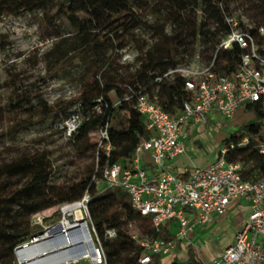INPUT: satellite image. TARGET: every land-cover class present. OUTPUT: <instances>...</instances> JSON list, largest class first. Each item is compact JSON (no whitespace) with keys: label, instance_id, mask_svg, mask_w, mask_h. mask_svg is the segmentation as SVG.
I'll return each mask as SVG.
<instances>
[{"label":"trees","instance_id":"16d2710c","mask_svg":"<svg viewBox=\"0 0 264 264\" xmlns=\"http://www.w3.org/2000/svg\"><path fill=\"white\" fill-rule=\"evenodd\" d=\"M231 2L240 5L254 20L249 31L260 43L257 29L264 27V0H200V20L195 12L198 0H0V19L41 13L39 27L51 38V46L44 54L47 75L68 76L79 86L72 99L48 105L41 94L32 95L28 88L12 80L9 95L0 102V122L11 114L12 124L0 136L44 125L49 118H58L63 110L66 115L62 130L72 116L79 120L76 130L67 136L70 149L75 159L88 161L79 177L59 183L52 152L46 148L0 159V264H16L14 250L34 237L32 216L52 206L81 202L86 195L90 227L100 242L106 264H140V248L123 228L122 219L137 221L140 236L172 239L168 225L156 232L150 217L140 216L132 209L124 191L107 188L98 192L96 179L106 165L131 160L138 143L148 136L144 117L134 108L136 94H156L161 108L171 116L192 101V93L184 90L182 77L164 75L189 63L197 51L196 42L202 60L212 59L221 40L229 34L224 15L233 14ZM145 12L154 16V23L143 21ZM166 23L172 24L170 33L165 31ZM140 31L149 34L151 44L139 36ZM4 39L0 34V50L5 49ZM129 47L136 48L137 56L132 63H121V52ZM38 53L37 50L35 56ZM241 54L236 44L229 50H219L214 70L231 76L238 69ZM76 61L84 69L78 68ZM72 106L75 109L67 113ZM252 108L259 121L247 123L225 140L227 145L247 135L248 145L229 150L226 159L242 162L244 177L255 174L254 179H264V156L258 152V143L264 140L261 111L247 106ZM97 130H106L109 136L108 155L91 142L90 134ZM110 230L114 232L111 237L107 235ZM153 259L152 255L148 264H154ZM186 264L198 263L189 256Z\"/></svg>","mask_w":264,"mask_h":264},{"label":"built area","instance_id":"2783aa9c","mask_svg":"<svg viewBox=\"0 0 264 264\" xmlns=\"http://www.w3.org/2000/svg\"><path fill=\"white\" fill-rule=\"evenodd\" d=\"M224 21L229 34L221 40L212 59L203 61L197 50L189 63L178 65L164 75L182 77L184 90L192 93V101L184 103L179 114L171 116L161 108L156 94H136L134 108L144 117L148 136L138 143L131 160L106 165L101 177L96 179V184L104 183L107 188L124 191L132 209L140 216L150 217L156 232L168 225L172 234L169 241L140 236L137 232L130 234L140 248V264L150 263L152 255L175 251L195 228L208 225L213 215H224L229 205L238 200L249 204L247 220L235 234L233 243L212 264H264L261 242L264 240V179H254L255 174L244 177L243 163L226 159L229 150L248 145L247 135L238 142L229 141L209 166L195 167L185 178L166 169L167 162L187 153L189 126L201 125L209 132V119L224 123L234 117L240 105L257 107L261 111V125L264 123V27L257 29L261 39L258 43L249 31L251 25L240 23L235 14H225ZM234 44L242 50L238 69L231 76L222 75L214 70L216 54ZM78 124L76 116L65 122L67 136ZM99 135L98 147L108 155L109 136L106 130H100ZM258 152L264 156V140L258 143ZM147 155L153 163L151 173L142 165ZM87 200L86 195L81 202ZM107 235L111 237L114 232L107 231ZM91 254V264H106L102 248L93 249Z\"/></svg>","mask_w":264,"mask_h":264},{"label":"rangeland","instance_id":"374dc122","mask_svg":"<svg viewBox=\"0 0 264 264\" xmlns=\"http://www.w3.org/2000/svg\"><path fill=\"white\" fill-rule=\"evenodd\" d=\"M230 7L240 23H248L249 25H252L254 20L240 5L231 2ZM195 12L197 19L200 20V0H198ZM242 17L244 18L242 19ZM40 18L41 13H37L35 16L21 13L16 16L0 19V34L5 37L4 40L6 41L5 49L0 50L1 103L4 102L9 95L10 88L12 87V80L14 79L19 85L28 88L32 95L41 94L42 98L48 105H53L62 100H70L78 93L79 86L71 82L68 76L60 75L59 77H49V75H47L48 65L44 59V54L51 46V38L47 37L44 31L39 27ZM142 19L146 24H152L155 21L154 16L151 15L150 12H145ZM164 28L166 32L170 33L172 24L166 23ZM139 36L148 44H151L153 41L149 34L144 31H140ZM37 50L39 53L35 56ZM195 50H199L198 42L195 43ZM136 56V48H126L121 52L120 62L132 63ZM35 58L36 62L34 63ZM75 65L78 68L84 69V67L77 61L75 62ZM34 104L35 100H32V105ZM74 109L75 107L72 106L67 113ZM60 111L58 118L51 117L44 125L33 126L28 131L16 135L0 136V159H9L20 152L32 151L36 148H46L52 152L51 160L55 167V178L59 183L63 181H71L76 177H79L81 172L85 170L88 165V161H78L75 159L67 141L66 130H62V123L65 120L66 113L63 112V110ZM21 117L24 118L25 116L22 115ZM12 118L13 116L9 114L7 120L0 122V135L12 124ZM258 121L254 108L247 109L246 106L240 105L232 119L226 120L224 123H213L212 121H209L208 125H212V130L211 132L205 131L200 133L202 136L200 140L203 145L198 148L205 158H215L219 153V149L225 146L226 139H229L233 133L244 127L247 123H255ZM261 127L262 133H264V123H262ZM243 131L244 129L241 132ZM99 132L100 130H97L90 134L91 142L97 145L100 141ZM236 135H240V132H237ZM191 139L197 140L193 135L191 136ZM189 155L192 156L190 153ZM142 165L145 170H153V163L148 155L143 160ZM106 189V184H96V190L98 192ZM83 203L82 212L84 219L79 223V227H75L70 231L71 234H78L80 237L78 241L74 242L75 244L73 243L74 246L72 245L66 249L71 254L80 253L81 248H89L91 249V253L95 248H99L101 251L100 242L96 239L90 227L86 202L84 201ZM234 205L236 204H230L228 210ZM64 206L66 205L52 206L49 209L32 216L31 221L32 225L36 228V233L29 243L47 232H50L48 244L59 246L63 243V235L57 232H55V234L52 229L64 218V215H62V208ZM228 212L230 213L229 217H232V222H230L231 218L228 219V216H219V218L214 221V225L212 224V227L206 232V235H200V232L188 234L185 239V248L179 247L177 250L164 256L153 255V263L186 264L188 258L186 254L187 252H189V256L193 258L196 257L193 253L194 246L200 250V258L204 262H208L212 258L220 256L230 245L234 236V230L240 220V217H237L235 210L232 211L231 208ZM66 218L71 225L74 224V215L69 214ZM121 223L123 228L130 233L137 232L138 230L137 221H127L122 219ZM29 243L25 244V246L24 244L18 246L14 250L16 264H21L18 258L19 249L21 247H26ZM191 243H196V245L192 246ZM72 261L73 260L61 264H91L90 258L79 259L77 262Z\"/></svg>","mask_w":264,"mask_h":264},{"label":"bare ground","instance_id":"6f19581e","mask_svg":"<svg viewBox=\"0 0 264 264\" xmlns=\"http://www.w3.org/2000/svg\"><path fill=\"white\" fill-rule=\"evenodd\" d=\"M83 204V202H77L62 208V215H64V218L52 229L54 233L57 232L63 235V243L61 245L56 246L48 244L50 232H47L29 243L26 247H21L19 249L18 258L21 264H61L71 260H73L72 262H77L79 259L91 258L92 254L89 248H81V252L78 254H71L66 250L68 247H71L75 241L80 239L78 234H71L70 231L75 227H79V223L84 219L82 212ZM69 214L74 215L73 225H71L66 218Z\"/></svg>","mask_w":264,"mask_h":264},{"label":"crops","instance_id":"0c3cea01","mask_svg":"<svg viewBox=\"0 0 264 264\" xmlns=\"http://www.w3.org/2000/svg\"><path fill=\"white\" fill-rule=\"evenodd\" d=\"M209 121L211 122V119H209ZM209 121H208V123H209ZM208 123H207V128L210 127L209 132H211V130H212L211 126L212 125H208ZM187 131H188V139L186 141L187 153L185 155H181V156L177 157L176 159H174V160H172L170 162H167V164H166V169H168L169 171L174 172L177 176H179L181 178L187 177L188 176V172L191 169H193L195 167L205 168V167L209 166L216 159V156H215V158H212V159L205 158V156L202 154V152L198 148V147H201L203 145L201 140H200V138L202 137L200 133L205 132V128H203V126H201V125L189 126ZM192 135L197 140H192L191 139ZM195 141H197V142H195ZM189 153L192 154V156H190ZM145 157H144V159H145ZM147 171H148V173L152 172L151 169H147ZM232 203L236 204L234 206H231L232 211L235 210V213H236L237 217L238 218L240 217L239 218L240 220L237 223V226H236V228L234 230L235 231L234 232V236H235V234L243 227L244 223L246 222L248 214L250 212V208H249V204L246 201H243V200H238V201H235V202H232ZM228 211H227V215H226V213L224 214L226 217L227 216L229 217V215H230V213ZM219 216H222V215H213V219L208 225H206L204 227H197V228H195V230L193 232H200V235H203V236L206 235V232L209 231V229L212 227V224L214 225V221L217 218H219ZM228 219H230V222H232V217L231 216ZM234 236L232 238V241H231L230 245L233 243ZM261 242H262V244H264V240H261ZM194 245H196V243L192 244V246H194ZM185 246H186V241L181 242V243H179L177 245V248L175 250H177L179 247L185 248ZM193 250H194L193 253L196 256L194 259L196 260V262L198 264H212V261L215 258H217V257H214L210 261L204 262L200 258V250L197 249L195 246L193 247ZM186 254H187V257H188L187 258V261H188L189 260V252H187Z\"/></svg>","mask_w":264,"mask_h":264},{"label":"water","instance_id":"95a60500","mask_svg":"<svg viewBox=\"0 0 264 264\" xmlns=\"http://www.w3.org/2000/svg\"><path fill=\"white\" fill-rule=\"evenodd\" d=\"M31 243V242H30ZM24 246H25V244H24Z\"/></svg>","mask_w":264,"mask_h":264}]
</instances>
